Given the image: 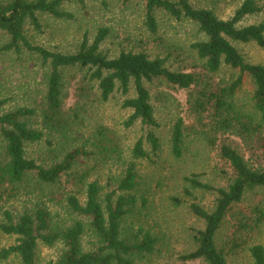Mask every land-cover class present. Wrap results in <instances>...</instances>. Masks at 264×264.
I'll return each mask as SVG.
<instances>
[{"label":"trees","instance_id":"trees-1","mask_svg":"<svg viewBox=\"0 0 264 264\" xmlns=\"http://www.w3.org/2000/svg\"><path fill=\"white\" fill-rule=\"evenodd\" d=\"M84 5L85 0H76ZM63 0H4L0 1V32L7 36L1 46L5 53L18 56L23 53L36 56L44 67L45 90L34 106H20L0 112V235L15 236V242L0 247V261L16 257L20 264H38L39 244L51 246L59 243L62 250L51 264H152V257L161 253L159 237L142 227L134 235L122 229V220L134 206L132 190L138 175L135 159L150 160L149 151L156 153L159 139L153 130L158 126L151 94L145 83L154 79L164 80L187 91L189 111L195 115L200 129L198 135L214 144L216 133L231 132L241 138L264 129V64L247 61L236 43H255L264 47V20L240 26L246 16L260 10L254 0H244L227 19L220 18L209 8H197L190 0H143L144 23L150 34L155 35L158 22L155 16L160 10L175 20L186 19L194 23L202 35L189 46L185 68L189 71L170 69L167 58L150 57L143 51H120L108 57L99 50L107 30L99 29L89 44L84 38L78 50L63 53L36 45L25 33L26 24L40 32V14L56 19H70L72 14L62 10ZM78 67L85 70V77L92 82L100 101H107L114 93L127 95L132 86L134 96L125 97L121 106L130 114L125 126L139 121L148 128L138 138L131 150L132 160L125 167L113 189L100 198V185L96 180L85 181V175L72 173L81 158L89 151L86 145L68 147L64 151L60 142H46L52 157L39 159L28 155L30 145L46 140V131L59 134L67 143L70 122L63 108L66 96L63 70ZM236 71L229 78L221 77L222 71ZM247 76L253 91L247 101L237 99ZM0 100V107L4 103ZM39 124L35 125V118ZM210 120L205 122L207 118ZM184 120L177 118L169 135L170 152L180 158L185 149L186 132ZM99 144L104 158L120 161L122 150L118 143L105 132H99ZM147 146L149 151L145 149ZM60 147V151L56 148ZM62 152V154H61ZM61 154V155H60ZM219 155L230 166L232 175L225 186H214L200 179L196 173L184 177V194L192 197L193 190L214 194L211 210L197 202L190 203V210L203 223L191 237L195 248L178 255L182 262L200 260L204 264H228L232 253L259 231L264 209L256 207L254 215L235 212L245 192L256 187L264 188V171L254 168L228 143L219 146ZM78 174V175H76ZM64 178V179H63ZM63 181H69L76 189L60 191ZM118 191L122 193H116ZM20 193L33 195L31 209L14 213L9 207ZM84 195L83 201L79 194ZM45 198V200H42ZM64 205L73 218L64 222L55 218L45 205ZM69 214V215H70ZM85 218V219H84ZM235 220V233L223 245L217 242L223 224ZM93 238L89 249L84 248L86 234ZM249 242L247 252L252 264H264V246Z\"/></svg>","mask_w":264,"mask_h":264},{"label":"rangeland","instance_id":"rangeland-1","mask_svg":"<svg viewBox=\"0 0 264 264\" xmlns=\"http://www.w3.org/2000/svg\"><path fill=\"white\" fill-rule=\"evenodd\" d=\"M4 1V0H0ZM244 0H190L197 8H209L220 18L231 17ZM260 10L246 15L238 25H248L264 20V0H254ZM62 10L70 12V19H56L47 14H40L42 29L35 31L26 24L25 33L36 45L63 53L78 50L85 38L90 44L99 29L107 30V35L99 45V50L108 57H115L120 51H143L150 57H166V65L170 69L189 71V46L202 35L197 31L194 23L186 20H175L163 11H156L158 30L155 35L150 34L144 23L143 0H85L84 5L76 0H63ZM7 41V36L0 32V100L5 102L0 112L20 106H34L38 103L45 90L44 67L40 60L31 54L5 53L1 46ZM244 58L251 63L264 64V47L251 42L236 43ZM85 70L72 67L63 70L64 88L66 96L63 108L70 122L67 143L63 142L59 134L46 131V140L28 147V155L45 159L49 154L47 140L52 143L58 141V151L68 147L86 145L89 151L81 163L76 166L74 173L85 175V181L96 180L100 185V198L115 189L117 178L122 173L124 162L132 160V147L135 141L144 136L148 128L139 121L125 126V120L131 113L121 106L125 97L134 96L132 86L127 95L114 93L107 101H100L92 82L84 75ZM236 75V71H222L219 75L224 78ZM151 94V103L155 108V118L158 126L153 132L159 139V149L156 153L149 151L150 160L135 159V170L138 181L135 187L128 191L135 199L134 206L122 220V229L129 235H134L139 227L149 230L159 237L162 254L152 257V264H204L200 260L182 262L178 255L195 248L191 237L196 229H202L203 223L190 210V203L197 202L203 208L211 210L214 194L209 191L193 190L192 197L183 192L186 185L184 177L196 173L204 182L214 186H225L232 175L230 166L219 155V146L228 143L254 168L264 171V129L248 137L241 138L231 132L216 133L214 144L202 139L196 131L200 123L196 116L189 111L187 91L160 79L145 83ZM253 91L251 80L245 76L242 88L237 93V99L247 101ZM195 116V117H194ZM180 117L190 135L185 138V149L180 158L172 156L170 152L169 135L171 127ZM210 117L205 120L207 122ZM35 125L39 124V117L35 118ZM103 131L119 144L122 159L115 161L104 158L99 144V132ZM57 145V144H56ZM60 148V149H59ZM62 154V152H61ZM60 154V155H61ZM76 174V175H78ZM64 179V178H63ZM76 189L71 182L63 181L60 191ZM116 193H122L117 190ZM83 201L84 195H78ZM45 200V198H42ZM35 196L20 193L10 206L16 214L23 209H31ZM55 218L70 222L73 218H81L70 214L64 205L52 204L45 201ZM264 209V188L256 187L245 192L241 201L234 205L235 212L240 211L247 216L254 215V209ZM70 214V215H69ZM83 219V218H81ZM85 219V218H84ZM235 220L223 224L218 233L217 242L223 245L235 233ZM254 243L264 246V218L259 231L253 236ZM237 249L228 258V264H252L247 252V245ZM15 242V236L0 235V247ZM93 238L87 233L83 238V246L89 249ZM62 246L55 243L51 246L39 244L37 248L38 264H51L59 256ZM0 264H20L16 257L0 261Z\"/></svg>","mask_w":264,"mask_h":264}]
</instances>
